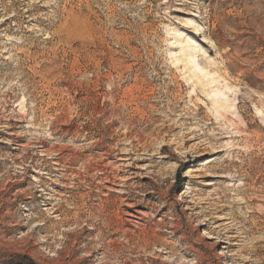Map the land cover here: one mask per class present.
Masks as SVG:
<instances>
[{
  "label": "rangeland",
  "instance_id": "rangeland-1",
  "mask_svg": "<svg viewBox=\"0 0 264 264\" xmlns=\"http://www.w3.org/2000/svg\"><path fill=\"white\" fill-rule=\"evenodd\" d=\"M0 264H264V0H0Z\"/></svg>",
  "mask_w": 264,
  "mask_h": 264
},
{
  "label": "bare ground",
  "instance_id": "bare-ground-1",
  "mask_svg": "<svg viewBox=\"0 0 264 264\" xmlns=\"http://www.w3.org/2000/svg\"><path fill=\"white\" fill-rule=\"evenodd\" d=\"M195 35H197V34L195 33ZM186 37H187V39H185ZM194 41L195 42H198V40H196V38H194V37H188V36H185L184 37L183 34H179L177 36V38L175 39V42H174V45H173V51L170 52L171 57H172V60H174V63H176V64H183V66L189 67V70H190L191 75L188 78V81L191 82L192 80H196V82H202L207 77H211L213 79V81L211 82V84L217 83V81L220 84L221 81H222L221 80V77L219 78V80H215V75H217L218 72L211 73V72L207 71L205 68L202 67V65L200 64V62H201L200 60L196 61V59L198 57L199 58L200 57L202 58V55L203 56H206V51L204 50V48L198 50V48L196 47V45L199 46L201 44L200 43L199 44H194ZM203 43H205V44H207V43L211 44L212 43V40H210L209 38H206L205 37V38H203ZM178 49H180V50H178ZM199 70L201 71V74H199ZM226 90L232 92L233 89L231 87H229V86H226ZM206 94L208 96H210V93H206ZM234 101H236V98H234V99L228 98L226 101H222V100L213 101V106L215 108L214 111L217 112L224 119H227L226 118V116H227L226 114L229 113V110L233 106ZM228 120L229 119H227V121ZM44 147L45 146L39 145V147H35L34 149H39V148H44ZM56 165H58V164H56ZM35 181L36 182H39L40 180L38 178H36ZM39 226H41V224L40 225H37L35 227L38 228Z\"/></svg>",
  "mask_w": 264,
  "mask_h": 264
}]
</instances>
